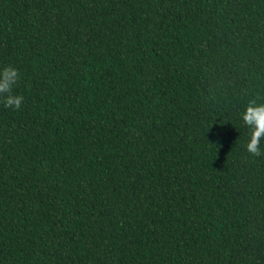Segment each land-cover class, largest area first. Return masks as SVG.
I'll list each match as a JSON object with an SVG mask.
<instances>
[{"label": "trees", "instance_id": "trees-1", "mask_svg": "<svg viewBox=\"0 0 264 264\" xmlns=\"http://www.w3.org/2000/svg\"><path fill=\"white\" fill-rule=\"evenodd\" d=\"M8 65L0 264H264V0H0Z\"/></svg>", "mask_w": 264, "mask_h": 264}, {"label": "clouds", "instance_id": "clouds-1", "mask_svg": "<svg viewBox=\"0 0 264 264\" xmlns=\"http://www.w3.org/2000/svg\"><path fill=\"white\" fill-rule=\"evenodd\" d=\"M20 79L18 69L13 65H8L0 70V94L3 96L5 106H14L19 109L23 101L22 95H13L12 90L16 82ZM240 119L248 129V140L246 149L253 155H261L264 152V102L251 100L245 106Z\"/></svg>", "mask_w": 264, "mask_h": 264}]
</instances>
